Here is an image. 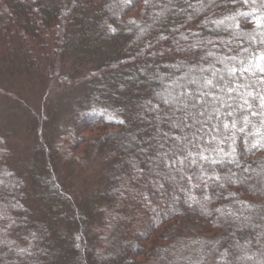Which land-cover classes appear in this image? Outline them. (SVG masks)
<instances>
[{"label": "trees", "instance_id": "obj_1", "mask_svg": "<svg viewBox=\"0 0 264 264\" xmlns=\"http://www.w3.org/2000/svg\"><path fill=\"white\" fill-rule=\"evenodd\" d=\"M261 69L264 0H0V92L13 78L81 87L73 146L86 162L76 171L63 159L57 127L47 129L55 106L40 118L46 129L31 109L23 164L0 131V264L264 260ZM239 129L255 132L241 151L231 148ZM128 186L168 194L161 220L117 218ZM202 193L217 219L182 229Z\"/></svg>", "mask_w": 264, "mask_h": 264}, {"label": "rangeland", "instance_id": "obj_2", "mask_svg": "<svg viewBox=\"0 0 264 264\" xmlns=\"http://www.w3.org/2000/svg\"><path fill=\"white\" fill-rule=\"evenodd\" d=\"M200 74L201 73H199V75ZM57 83H53L51 87L48 86V83L42 87H32L24 85L19 79L13 78L8 81L7 85L4 86L2 84L4 89L0 92V131H2L6 137L13 166H18L19 164L17 163H25L29 158L27 151L31 152V148L35 146V144L32 143L33 132L28 131V129L26 130L25 127L36 117L31 116V109L34 107L36 108L40 113V119L43 117V113L46 114L48 104L49 107L51 105L55 106L53 110L55 116L47 129L53 125H55V127L53 126L54 128L57 127V132L55 133L56 144L59 151H61L63 159H73V168L76 171L79 170V168H85L86 162L83 157V152L80 150V147L73 146L75 140V122L73 121V116L77 107L75 104V94L81 91V87H76V89L73 90L70 89L69 82L65 85L63 83ZM45 97L46 103L44 104L43 101ZM41 98L43 99L41 100ZM39 124L43 125L46 129L45 119H40ZM96 131L97 128L95 127L84 128L81 129L80 136L88 137L93 135ZM254 133V131L244 132L243 129L234 132L230 136L232 139L231 148L241 151L248 142L253 140ZM138 149L140 151V147ZM204 158L205 156L201 150L193 152L192 164L203 163ZM163 159H167V157L163 156ZM67 161H65V163ZM173 164V170H180L181 167L184 166L181 162V158H176ZM182 173L183 172H181V174ZM184 176L186 177V174H184ZM135 191L136 188L131 186L127 187L124 194L126 201L120 211H118L117 218H122L125 222H133L136 227L143 224L153 225L161 220L168 194L165 193L164 195L158 193L153 195L152 198L147 199L143 194H138ZM214 199L215 197L210 196L208 193H202V195L198 196L196 198V214L183 225L182 229H188L189 231L197 233L203 226L210 224L214 217L217 219L215 208L218 202L214 201ZM5 217H7L6 212L4 207L0 204V221L2 220V225H5L7 221ZM213 223H215V221ZM211 226L212 224H210L209 229H211ZM187 257L190 258V256ZM252 261L253 262L250 264H263L264 260Z\"/></svg>", "mask_w": 264, "mask_h": 264}, {"label": "snow or ice", "instance_id": "obj_3", "mask_svg": "<svg viewBox=\"0 0 264 264\" xmlns=\"http://www.w3.org/2000/svg\"><path fill=\"white\" fill-rule=\"evenodd\" d=\"M262 71H264V69H261Z\"/></svg>", "mask_w": 264, "mask_h": 264}]
</instances>
